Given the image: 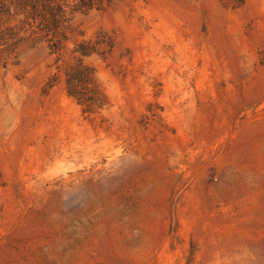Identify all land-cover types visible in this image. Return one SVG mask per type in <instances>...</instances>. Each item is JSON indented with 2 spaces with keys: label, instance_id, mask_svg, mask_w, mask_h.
Instances as JSON below:
<instances>
[{
  "label": "rangeland",
  "instance_id": "rangeland-1",
  "mask_svg": "<svg viewBox=\"0 0 264 264\" xmlns=\"http://www.w3.org/2000/svg\"><path fill=\"white\" fill-rule=\"evenodd\" d=\"M0 264H264V0H0Z\"/></svg>",
  "mask_w": 264,
  "mask_h": 264
},
{
  "label": "trees",
  "instance_id": "trees-1",
  "mask_svg": "<svg viewBox=\"0 0 264 264\" xmlns=\"http://www.w3.org/2000/svg\"><path fill=\"white\" fill-rule=\"evenodd\" d=\"M59 11H61V12H63V10L62 9H59ZM58 22V21H57ZM12 37H14V36H12ZM11 39V38H10ZM6 46V45H5Z\"/></svg>",
  "mask_w": 264,
  "mask_h": 264
}]
</instances>
